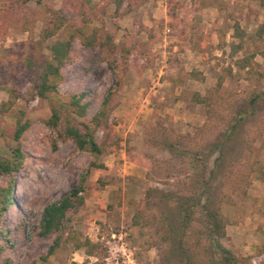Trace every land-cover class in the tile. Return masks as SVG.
<instances>
[{
  "label": "rangeland",
  "instance_id": "rangeland-1",
  "mask_svg": "<svg viewBox=\"0 0 264 264\" xmlns=\"http://www.w3.org/2000/svg\"><path fill=\"white\" fill-rule=\"evenodd\" d=\"M20 1L32 10L24 18L13 13ZM129 2L117 9L116 0H0V156L11 154L18 112L30 121L23 142L28 158L1 219L9 242L0 264L6 258L13 264H131L109 258L114 233H123L134 264H207L201 223L175 238L190 249L178 256L170 251L164 216L175 210L171 194H190L193 170L208 177L219 153L214 148L225 150L224 165L208 179L226 217L221 242L247 264H264V97L251 104L264 92V38L258 35L264 6L257 0ZM58 14L112 34L121 84L110 136L97 132L105 140V168L91 170L84 205L68 213L61 245L43 260L57 234L39 238L33 227L46 204L77 186L92 160L72 139L52 149L54 132L45 125L51 108L36 96L32 69L23 68L24 59L47 60L52 45L70 37L72 22L42 39ZM81 37L51 98L67 106L70 95L89 92L86 122L115 74L100 49L83 47ZM125 46L136 49L123 63ZM13 85L20 89L15 96ZM8 178L0 175V184Z\"/></svg>",
  "mask_w": 264,
  "mask_h": 264
},
{
  "label": "trees",
  "instance_id": "trees-1",
  "mask_svg": "<svg viewBox=\"0 0 264 264\" xmlns=\"http://www.w3.org/2000/svg\"><path fill=\"white\" fill-rule=\"evenodd\" d=\"M139 1L147 0H130L129 4ZM257 1L264 6V0ZM123 2L124 0H116L117 9L121 7ZM30 11L32 10L27 8L23 1L18 2L13 7V13L20 18H24ZM69 22H72L70 24L72 27L70 37L64 41H57L52 45V53L49 59L39 63L24 59L23 66L25 70L32 69L34 76L31 83L36 96L41 102L47 100L51 108V116L45 122V125L54 132V135L50 136L52 149L54 151L58 149L59 140L72 139L78 152H87L92 156V160L89 166L83 170L77 186L59 200L46 204L41 212L38 224L33 227L34 235L39 238L48 239L57 234L48 254L42 257L43 260H46L48 255L54 254L61 245L66 231L68 213L77 211L84 205L86 198L83 193L91 170L93 168H105V164L100 162V157L104 152V141L110 136L109 119L117 106L114 94L121 84V70L116 64L118 47L113 42L112 34L103 28L93 27L89 29L86 25L87 20L82 21V24H76L75 20L67 18L64 14H58L57 19L51 21L49 26L43 29L42 39L53 36ZM77 34L82 36L81 45L83 47L100 49V53L108 61L115 74V81L107 89L99 110L86 122L82 119L87 116L91 104L90 100H86L89 92L82 91L70 95L67 106L51 98L52 94L57 93L58 85L64 77L62 68L74 59L72 48ZM258 35L264 38V23L260 26ZM135 49L127 46L120 49L123 63L127 61L128 55ZM19 91L17 85H13L9 89L11 95ZM262 97H264V92L255 96L251 100V104ZM18 113L15 128L12 130L14 145L11 147V154L9 157L0 156V175L9 177L5 185L0 184V252L5 250L4 245L9 242L8 236L1 227V219L13 205L17 174L23 169L24 162L28 158V154L23 149V142L26 138V132L30 128V121L24 119L26 112L20 111ZM100 130L105 132V140L103 141H99L97 138V132ZM213 150H219V153L215 158L214 167L209 169L208 177L193 170L191 180L188 182L190 194L170 195L176 198V206L174 211H170L164 216V220L168 224L166 239L172 240L170 251L181 256L189 252L190 249L183 242L176 243L175 238L179 237L182 240L194 223H201L203 228L199 233L208 241L207 245L202 247L204 255L208 258L207 264H247L246 259L237 256L221 242V239L226 235L227 222L220 205L221 200L218 196V198H215L209 180H213L217 170L224 165L225 150L224 148H214ZM195 168L196 164L193 163V169ZM138 222L136 221L135 224H138ZM87 241V243L90 242ZM4 264H13L12 259L6 258Z\"/></svg>",
  "mask_w": 264,
  "mask_h": 264
},
{
  "label": "built area",
  "instance_id": "built-area-1",
  "mask_svg": "<svg viewBox=\"0 0 264 264\" xmlns=\"http://www.w3.org/2000/svg\"><path fill=\"white\" fill-rule=\"evenodd\" d=\"M167 32H170V29L167 30ZM114 239H116V237H118V240L116 242H114L113 244H111L109 246V253H110V257H113L115 260H118L121 258L127 260L128 263L134 264L131 259V250L128 246V244L125 242L124 238H123V233H120L118 236H116V234H113ZM107 258V259H109Z\"/></svg>",
  "mask_w": 264,
  "mask_h": 264
}]
</instances>
